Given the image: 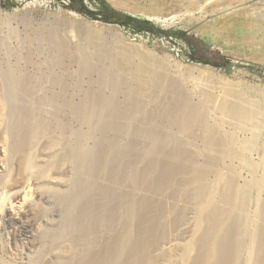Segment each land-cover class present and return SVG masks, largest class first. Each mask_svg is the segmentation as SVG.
<instances>
[{
  "label": "rangeland",
  "instance_id": "rangeland-1",
  "mask_svg": "<svg viewBox=\"0 0 264 264\" xmlns=\"http://www.w3.org/2000/svg\"><path fill=\"white\" fill-rule=\"evenodd\" d=\"M102 1L111 9L98 0H0V53L12 49L14 59L63 63L64 69L55 70L58 91L69 93L75 108L97 126L88 141V181L77 189L74 203L77 217L84 211L88 215L85 230L92 231V240L86 251L101 256L104 264H145L149 256L191 238L197 212L188 188L194 179L205 193L214 172L231 174L243 189L253 177L239 159L209 151L200 128L183 131V113L162 88H141L131 74L132 64L139 62L133 50L152 51L158 58L154 65L164 72L177 75L181 62L225 76L239 88H264V0ZM96 49L102 59L90 54ZM72 53L82 55V61ZM113 56L123 59L121 68L112 63ZM222 122L220 115H212L209 125L236 135L240 144L254 139ZM79 123L76 131L88 130ZM255 142L264 143L262 138ZM239 149L261 166L257 150ZM208 166L211 172L201 179L199 172ZM258 199L264 200V192L254 193L246 209ZM163 258L159 264H170L172 256Z\"/></svg>",
  "mask_w": 264,
  "mask_h": 264
},
{
  "label": "bare ground",
  "instance_id": "bare-ground-1",
  "mask_svg": "<svg viewBox=\"0 0 264 264\" xmlns=\"http://www.w3.org/2000/svg\"><path fill=\"white\" fill-rule=\"evenodd\" d=\"M10 50L5 56L0 53V264H104L101 256L86 251L92 240V231L85 230L87 212L77 217L74 209L76 191L88 181V141L97 126L90 115L75 108L69 93L58 91L60 78L55 70L64 69L61 61L14 59ZM91 52L95 58L104 56L99 49ZM133 52L139 62L128 64L141 88H162L183 113V131L200 128L209 151L239 159L253 177L243 189L233 183L231 174L213 171L215 181L205 193L194 179L188 188L197 212L191 238L164 248L165 255L149 256L145 264H159L168 255L170 264H243V259L246 264H264V200L246 209L254 193L264 192L258 186L259 182L264 186V143L257 147L255 142L261 138L264 142V88H239L225 76L181 62L177 75L164 72L154 65L158 58L152 51L142 47ZM114 57L112 63L121 68L123 59ZM74 59L82 61V55ZM248 95L255 97L254 102ZM212 115H220L223 122L251 133L254 139L240 144L236 135L221 134L218 124L209 125ZM76 121L88 130L76 131ZM240 145L258 151L260 167L242 156ZM211 169L208 166L198 175L202 179ZM219 198L227 216L220 210Z\"/></svg>",
  "mask_w": 264,
  "mask_h": 264
},
{
  "label": "trees",
  "instance_id": "trees-1",
  "mask_svg": "<svg viewBox=\"0 0 264 264\" xmlns=\"http://www.w3.org/2000/svg\"><path fill=\"white\" fill-rule=\"evenodd\" d=\"M100 3H101V5L103 6V8H105V9H107V10H110L111 8L104 2V1H102V0H98ZM127 17L126 15H121V17ZM135 21V20H134ZM144 25L145 26H147V27H152V28H154V25L153 24H151V23H144Z\"/></svg>",
  "mask_w": 264,
  "mask_h": 264
},
{
  "label": "crops",
  "instance_id": "crops-1",
  "mask_svg": "<svg viewBox=\"0 0 264 264\" xmlns=\"http://www.w3.org/2000/svg\"><path fill=\"white\" fill-rule=\"evenodd\" d=\"M262 63H264V60L262 61Z\"/></svg>",
  "mask_w": 264,
  "mask_h": 264
}]
</instances>
